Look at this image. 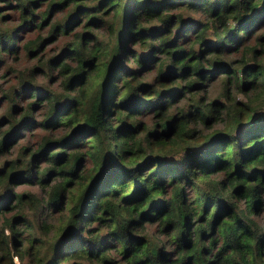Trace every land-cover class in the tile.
<instances>
[{
  "label": "trees",
  "instance_id": "16d2710c",
  "mask_svg": "<svg viewBox=\"0 0 264 264\" xmlns=\"http://www.w3.org/2000/svg\"><path fill=\"white\" fill-rule=\"evenodd\" d=\"M1 108L0 264H264V0H0Z\"/></svg>",
  "mask_w": 264,
  "mask_h": 264
},
{
  "label": "rangeland",
  "instance_id": "374dc122",
  "mask_svg": "<svg viewBox=\"0 0 264 264\" xmlns=\"http://www.w3.org/2000/svg\"><path fill=\"white\" fill-rule=\"evenodd\" d=\"M119 14H120V12H119ZM24 57L25 56H23L22 52H20V57L19 58L22 59L21 60V64L13 62V65H15V66H23V65H28L29 63L33 62V60L28 61V62L25 61ZM7 59H9V61H10V58H7ZM40 79L41 80L44 79L46 81L47 78L45 76V77L40 78ZM219 84H220L219 79L215 78V79L209 80V83H208V95H209V97H214L218 93ZM2 110L3 109L1 108L0 112ZM261 113L264 115V109L262 110V112H260L256 116L261 115ZM37 132H38V134H37ZM43 132H44V130H41V129L35 130L33 132H31L30 130H26L22 134V136L18 139V142L14 145L13 149L8 154L0 157V163L3 160H5V159H9L10 157L14 156L18 152L19 145H21L23 143H26L27 141L30 144L34 145L36 143L37 139L40 137V134L43 133ZM15 189L17 191H32V192L37 193L38 195L39 194H43V190L41 189V187L37 186V185H34V184L21 183V184H18L17 186H15ZM64 212H66V211H63V213ZM59 217H60V215L57 216V213L52 215L51 222H52L53 230L48 233L49 234V238H53L56 235V229L58 227L57 225L60 223V220H61V219H59ZM263 217H264V213H262V215L258 216V218H263ZM260 220H262V219H260ZM148 228L151 229V226H148ZM5 230L7 232L9 231L8 228H5ZM27 258L28 257L25 255V257L23 259H21L17 254L12 253V260H11L12 263H11V261L9 259H7V261L4 264H25Z\"/></svg>",
  "mask_w": 264,
  "mask_h": 264
}]
</instances>
